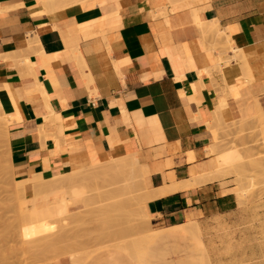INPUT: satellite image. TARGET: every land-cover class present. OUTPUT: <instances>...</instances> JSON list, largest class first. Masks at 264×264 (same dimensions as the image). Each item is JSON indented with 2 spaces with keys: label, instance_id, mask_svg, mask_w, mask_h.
<instances>
[{
  "label": "crops",
  "instance_id": "obj_1",
  "mask_svg": "<svg viewBox=\"0 0 264 264\" xmlns=\"http://www.w3.org/2000/svg\"><path fill=\"white\" fill-rule=\"evenodd\" d=\"M78 3L54 8L46 0H0V102L10 119L13 177H55L95 156L136 152L148 171L147 211L162 237L158 249L194 246L193 237L202 254L176 260L262 261L264 197L245 202L233 177L220 178L208 146L218 114L232 122L244 119L246 105L256 107L248 118L258 114V102L264 106V0ZM195 13L254 55L252 79L235 66L219 73L221 40ZM233 83L240 93L230 91ZM24 199L26 207L47 204L35 192ZM155 263L165 262L158 256Z\"/></svg>",
  "mask_w": 264,
  "mask_h": 264
},
{
  "label": "rangeland",
  "instance_id": "obj_2",
  "mask_svg": "<svg viewBox=\"0 0 264 264\" xmlns=\"http://www.w3.org/2000/svg\"><path fill=\"white\" fill-rule=\"evenodd\" d=\"M208 23L209 24H217L214 21L208 22ZM218 29L222 30V28L219 26H218ZM215 37L219 38L218 35H215ZM220 44L222 47L220 48L218 56L216 59L220 58L221 56H223L222 54L225 53L224 46H226V45L224 43H222L221 41H220ZM218 64H220V62L216 63V68L219 70V66H221V65H218ZM228 69L232 70L230 67H228ZM225 70H227V66L224 67L223 71H225ZM222 72H219V73L222 74ZM230 88H231L230 91L232 93H240V90L238 91V86L235 85L234 83L230 85ZM263 108H264V106H263ZM263 108H262L261 112L258 110L259 112L257 115H255L251 118H248L250 115H252V113H254V111H256V108L254 107V105L248 104L244 108V119H238V120H234L232 122L223 121V119L218 114L216 117V120H215V126H213V128H212V130L214 131V141L208 146V154H211L214 158H217L218 152H232L233 153V155H232L233 160L231 161V163H229L225 166L219 163V165H220L219 166V168H220L219 172L223 171V174H224L223 177H220V178L233 177L234 178L233 181H235L237 184L239 183V188H240L241 192L244 194L245 202H248V203H252L256 199H262L264 197V110H263ZM8 121H10V119L7 116V114L5 113V111L2 107V104L0 102V236L2 233H4L5 239H7V240H5L2 238V241H1V238H0V244H1L0 248L1 249L4 248V250H2V252H0V259H1L0 264H56L62 258H68L70 260L71 264H75V263L76 264H116V262L118 264H142V263H144V264H156L155 262L158 260V256H160L162 259H164V262H165L164 264H189L188 262L183 263V262L178 261L176 259H178L180 257L181 258L185 257V255L189 251H192L197 256H200L202 254V252L200 250V246L196 244L193 237L190 239V241L192 244H194V246H184V245L178 244V245H174V247H171L169 249H167V247L158 249L156 243H157L158 239H161L162 237L159 235L158 232L155 231V233H154L152 230V228H156V227L153 226L152 222L150 221V217L146 216V214H147V212H146L147 211V203L146 202H145L146 204L144 203L145 205L143 204L144 205L143 207L146 210L144 211L143 208L141 210H138L139 211V212L137 211L139 213V214L137 213L138 215L135 214L132 210H130L133 212V215H137L135 217L130 214L131 212H127L128 211L127 209L126 210L124 209V211L122 209H120V206H119V203H117V200H116V203L118 205L114 206V210L116 212H113V213H112L113 210L111 212L109 211L110 209L108 211L106 210L105 211L106 213L103 212L104 210L84 211V210H86L84 208L85 206L80 205V204L77 205L76 207H74V205L76 203H78V200L82 197L81 195H84V194L87 195L90 192L94 193V192H97V190H98L97 189L96 191H94L95 190L94 188L96 186L94 187L93 185H91L93 183H90L87 185H91L94 188H91V186L85 187L83 182H82L83 186L81 184L79 186V183L81 181H83L82 180L83 178L81 177L82 176L81 171L83 169L85 170L87 167L83 168V166H82L81 168L75 169V170L68 172V173L60 174V175L55 176V177L49 176L48 179H45L42 181L43 183H45L44 185L40 186L39 188L31 189L32 192L26 194V191L28 189H23V188L21 189V187L17 185L22 180H16L13 177V174L11 172V168L9 165V154H8V145H7V129H6L7 125H8ZM4 167H6L5 168L6 170L4 169ZM136 167H135L134 174L137 176L136 179L141 184V185L138 184L139 185L138 187L140 188V193H138V194L143 197L145 195V193L147 192L146 175L143 174L142 170L140 171V169H139L140 167L139 168L137 167L139 170H137ZM6 171H7V173H6ZM138 172L141 173V175ZM113 173L116 177V178L114 177V180H117L120 178V174H118L117 170H115V172H113ZM121 177H122V175H121ZM141 179L144 180L145 183ZM24 180L22 181V185L25 184ZM84 182H86V181H84ZM91 182H93V181H91ZM94 185H96V183ZM81 187L83 189L85 187V189L83 190ZM111 187H113V185H111ZM139 188H138V191H139ZM86 189H89V190L92 189V191L90 190V192L84 193L83 191H86ZM143 191H145V192H143ZM34 192L37 194V198L40 199V198L44 197L47 199V203H49V204L54 199V197H58V196H67L68 202L63 203V204L58 202L57 204L54 203L55 205L52 203L50 205V210H58V211L56 212V214H53V216L47 217L48 219L45 218L46 220H48L46 222L47 224L45 223L46 220L45 221L43 220L44 222L42 221L40 224L39 223L40 221L38 222L39 219L35 218L33 220V218L32 219L30 217L26 218L24 215V213L26 214L28 212V215L30 213V210H27L28 208L26 207L28 205V202H26L27 200H25L24 197H30V196H32V194ZM81 193H83V194H81ZM108 194L106 193L105 196ZM141 194H143V195H141ZM126 205L124 203V206H126ZM124 206L121 205V208H124ZM128 206H130V205H128ZM28 207L31 208V206H28ZM129 208L131 209V207H129ZM61 210H68V211L62 212ZM76 211H80V212H76ZM118 211H119V213H117ZM84 212H88L89 214L88 213L83 214ZM144 212H145V214H144ZM82 214H83V216H82ZM107 214L109 215V217H106V216H108ZM115 214H116V216H115ZM129 214L131 215L130 217H132V216L133 217L129 218L128 217ZM112 215H114L115 220L119 216L118 222L119 221L121 222V223L119 222L120 225L118 224V222H117V224H116V222L112 223V221H114V219H112V221H111V218L113 217ZM66 216H69V217H66ZM99 216H101V217H99ZM102 216H105V217H102ZM136 217H137V219H136ZM13 218H14V220H13ZM16 218H18V219L20 218V220H18ZM60 218H62V219L67 218V219H63V221H65L66 223H63V224L59 223V222H63L62 219L60 221ZM133 218H135L137 221ZM11 219H12V221H11ZM147 219H149V220H147ZM28 220L32 221V223ZM66 220H68V221H66ZM35 221H37V222H35ZM84 221L86 223H84ZM8 222H9V224H8ZM102 222H104L105 225ZM36 223H38V224H36ZM42 223H45L46 225L45 224L44 225L46 227H42L43 226ZM67 223H68V225H67ZM34 224H36V225H34ZM50 224H52V225L50 226ZM101 224H102V226H100ZM8 225H9V227L11 225L10 228L8 227L9 229L12 228L11 231L8 230V228H5ZM29 225H33L34 228L36 226L37 229H39L36 231L38 232L41 230V232L36 233L33 236L34 230L32 229L33 232H31L32 233V235H31L29 233L30 231L28 230V228L29 229H30V227L33 228V226H29ZM40 225H42V226L38 227ZM89 225H91V226H89ZM115 225H117V226H115ZM121 225L123 226L122 227L123 229H125V228L126 229L125 230L121 229ZM130 225L132 226V230L130 228L131 227ZM1 226H4V227H1ZM73 226H75V227L73 228ZM98 226H100V227H98ZM138 226H139V229H138ZM13 227L15 228V230L13 229ZM93 227H95V228H93ZM96 227L98 229H96ZM116 227H117L118 231H116V234L113 235V233H115V232H113V233H111V232L116 230ZM3 228L5 229V231L7 230L10 233L4 232ZM24 228L25 229L27 228L28 231L27 230L26 231L29 234L26 231H23V230H25ZM69 228H71V229H69ZM89 228L91 229V231L88 230ZM92 228L94 229V232L92 231ZM108 228L109 229L111 228V229L109 230ZM106 229L108 230L109 233H107ZM135 229H138V232ZM64 230H65V232H64ZM99 230L100 231L102 230L103 232L102 231L100 232ZM127 230H129V231H127ZM150 231H152L151 234H153V235H150V236L147 235L146 236V234H150ZM24 232L27 234H25ZM5 233L6 234L8 233L9 235L8 234L6 235ZM47 233H48V236H47ZM73 233H74V236H73ZM93 233H95L96 235H94ZM4 235L2 234V236H4ZM21 235H23V236H21ZM55 235L60 236V237L56 239ZM63 235L65 236L64 237L65 239L67 238V242L65 243L66 240L64 239L65 241L63 240L64 242H62V243L63 244L68 243V244L66 246L64 244L61 248H64L63 250H65V251H67V250L69 251L68 246H73L74 247V248L72 247L73 249L70 247L72 249V251H71V249H70V251L74 252L73 255H70V254L61 255L60 251L61 252H64V251L59 250V252L57 253V251H58V250H56L57 246L55 248V251L53 249V245L55 243L51 246V243L54 241L53 237H55L56 241L59 240V242L61 244L60 238ZM87 235L88 236L90 235L88 239H86L88 237ZM125 235L126 236L129 235V236L126 237ZM43 236H47V237H44L45 238L44 239ZM82 236H84L87 241H85L84 237H82ZM31 237H32V239H31ZM51 237H52L53 241H51V239H49ZM90 237H91V240H90ZM96 237H98V238H96ZM144 237H145V239H142ZM8 238H11V240ZM33 238L34 239L37 238L36 244L34 243V242H36V240H34ZM68 238H70V240H71L70 242H72V240H73L74 243L72 242L69 245V239ZM105 238H106V240H105ZM147 238H148V241H146ZM21 239L23 240V242ZM38 239L41 240V241L39 240L40 244H38ZM43 239L45 241H43ZM78 239L81 241H78ZM107 239H108V241H107ZM99 240H100V242H99ZM103 240H105V242ZM133 240H134V242H133ZM3 241H5V243ZM46 241L49 242L50 244H48ZM56 241H54V242H56ZM119 241H121V242H119ZM126 241H128V242H126ZM7 242H8V246L10 245L12 247H10V246L8 247ZM15 242H17L18 244L17 243L15 244ZM21 242H22V244L23 243L24 244L22 245ZM42 242H44V243H42ZM59 242H56L57 245H59ZM31 243H33L32 246H30ZM100 243H101V245H100ZM5 245H6V247H5ZM45 245L47 246V248ZM74 245H76L77 247ZM2 246H4V247H2ZM28 246H30V247H28ZM35 246H36V248H35ZM42 246H44L45 248ZM141 246H143V248ZM13 247H14V249H13ZM58 247H60V245ZM66 247L68 248L67 250H66ZM78 247H80V249ZM5 248L8 250L9 253L7 252V250ZM49 249L51 251H49ZM141 250H143V251H141ZM3 251H5L6 253ZM12 251H14L16 253L13 254ZM55 252L57 253V255L55 254ZM111 254L116 255L117 258L112 257ZM4 256L6 257L5 259H4ZM137 258H139V259L137 260ZM195 259H196V261L198 260L196 257H195ZM247 259H249V260H245V261L239 262V263H225V264H264V259H262V261H258V258H254V257H247ZM141 260H143V261H141ZM2 261L4 263H1ZM195 263L196 262H194V264ZM191 264H193V263H191Z\"/></svg>",
  "mask_w": 264,
  "mask_h": 264
},
{
  "label": "bare ground",
  "instance_id": "obj_3",
  "mask_svg": "<svg viewBox=\"0 0 264 264\" xmlns=\"http://www.w3.org/2000/svg\"><path fill=\"white\" fill-rule=\"evenodd\" d=\"M80 1H82V0H46V4L48 5V6H53L54 8H59V7H64V6H69V5H73V4H75V3H77V2H79L80 3ZM78 3V4H79ZM77 5V4H76ZM80 6V5H79ZM86 7V6H85ZM44 8V7H43ZM53 8V9H54ZM73 8H75V7H73ZM81 8V7H80ZM51 9H52V7H51ZM75 10V9H74ZM49 12H52L51 10H49L48 11V13ZM78 12V11H77ZM160 14V13H159ZM165 16V15H164ZM191 16V15H190ZM159 17V16H158ZM167 16H165V18H166ZM195 18H196V20L199 22V24H200V26L204 29V30H206L207 32L209 31L210 33H212V35H218L219 36V38H220V40H221V42L222 43H224L226 46H224V51H225V53L224 54H222L223 56H221L220 58H218V59H216V63H218V62H220V64H218V65H221V66H219V72H222L223 70H224V67H226L227 66V69H228V67H230L231 69H232V67H239L240 68V70H242V72H244V74H245V79H252L253 78V72H252V68H253V63H252V61H251V59H252V57L254 56L250 51H248V50H246V49H244V48H240V47H238L237 45H235V43H234V40L232 39V36H231V34L230 33H228L226 30L224 31L223 29L222 30H219L218 29V25L217 24H209L207 21L206 22H204V21H201L200 19H199V17H198V14L197 13H195ZM175 26V25H174ZM196 27V26H195ZM173 28H175V27H173ZM34 47V46H33ZM29 49V48H28ZM31 49V48H30ZM39 50V49H38ZM34 51H36V50H34ZM34 51H32V49H31V53L32 52H34ZM26 52V51H25ZM44 51H42V53H43ZM37 53H39L38 51H37ZM36 53V54H37ZM45 53V52H44ZM24 54V53H23ZM40 54H41V52H40ZM18 56V55H17ZM22 56V55H21ZM44 56V55H43ZM20 57V56H19ZM9 58H11V57H9ZM20 58H24V57H20ZM13 60V59H12ZM15 62H16V60H15ZM27 63V62H26ZM17 64V63H16ZM39 64V63H38ZM47 64V63H46ZM32 65V64H31ZM256 65V64H255ZM34 69V68H33ZM44 69V68H43ZM255 70V69H254ZM32 71V70H31ZM232 72V71H231ZM33 73H35V72H33ZM230 75V74H229ZM36 76V75H35ZM36 78H37V76H36ZM36 81H37V79H36ZM39 83V82H38ZM39 85H40V83H39ZM39 85H37V86H39ZM39 88V87H38ZM42 88H44V87H41L40 88V92L42 91L41 89ZM23 90V89H22ZM45 90V89H44ZM43 90V91H44ZM21 91V90H20ZM25 92V91H24ZM46 92V91H45ZM43 93V92H42ZM44 94V93H43ZM46 94V93H45ZM47 95V94H46ZM46 97V96H45ZM255 100V102H256V99H254ZM21 101V100H20ZM258 102V101H257ZM252 103V102H251ZM48 104H50V103H48ZM253 105V104H252ZM52 106V105H51ZM255 107V106H254ZM256 108V107H255ZM257 108H258V110L261 112L262 111V105H261V103L260 102H258L257 103ZM49 109H50V107H49ZM65 112V111H64ZM63 112V113H64ZM51 116L53 115H55L57 118H58V120H60V122H62L61 120H62V118L60 117L61 115H59V114H57L56 115V113L54 112V111H52L51 110V114H50ZM50 115H49V117H50ZM26 116V115H25ZM55 117V118H56ZM26 118V117H25ZM45 118H47V117H45ZM56 118V119H57ZM51 119V118H50ZM55 119V120H56ZM14 120V119H13ZM53 120V119H52ZM12 121V120H11ZM16 121V120H15ZM48 121V120H47ZM9 122V121H8ZM44 122H45V119H44ZM51 122V121H50ZM54 122V121H53ZM52 122V123H53ZM57 122V121H56ZM13 123V122H12ZM15 123V122H14ZM43 125V124H42ZM58 125V124H57ZM8 127V126H7ZM62 127V128H61ZM9 128V127H8ZM8 128H6L7 130H8ZM59 128H60V131L62 132V129H63V126H59ZM58 129V128H57ZM9 132V131H8ZM7 132V133H8ZM58 132V131H57ZM56 132V133H57ZM64 132V131H63ZM58 133H60V132H58ZM57 133V134H58ZM9 135V134H8ZM69 136V135H68ZM63 138V137H62ZM64 139V138H63ZM233 153L232 152H218L217 153V161L220 163V164H222V165H227V164H229V163H231V161L233 160ZM47 162H49V161H47ZM83 163H86V165H84L83 166V168H85V167H87L85 170L83 169L82 171H81V177L83 178L82 180L83 181H81L80 183H79V186H80V184L82 185V182L84 183V185H85V187L86 186H91V185H93V186H91V188H94L95 190L94 191H96L97 189V192H90V190L92 191V189H86V191H83L84 193H86V192H90L89 194H84V195H81L82 197L78 200V203H76L74 206H77V205H83V206H85L84 208L86 209V210H84V211H89V210H104L103 212L104 213H106L105 211L107 210H109L110 212L112 211V213L113 212H116L115 210H114V206L115 205H118L117 203H119V206H120V209H122L123 211H124V209L126 210H128L127 212H131L130 214L131 215H133V212L135 213V214H137L139 211L138 210H141L142 208H143V210L145 211L146 209L143 207L146 203H147V201H148V199H149V197H150V195H148V194H150L151 192H149L150 191V189L149 190H147L148 192H146L145 193V195L142 197V196H140L138 193H140V188L138 187L139 185L138 184H140L139 182H138V180L136 179V175L134 174V171H135V167L137 166L139 169H140V171L142 170V172H143V174H145V175H147V168H146V165L141 161V159H140V157L138 156V154L136 153V152H129V153H124V152H114V153H112L110 156H108L107 158H105V159H100V158H98L97 156H95V157H92L91 159H88V160H86V161H84ZM7 166V165H6ZM136 167V168H137ZM6 167H4V169H5ZM137 168V170H139ZM6 170V169H5ZM115 170H117L118 171V174H120V178L119 179H117V180H114V177H115V175H114V173L113 172H115ZM49 172V171H48ZM6 173H7V171H6ZM139 173V172H138ZM34 174V173H33ZM36 174V173H35ZM46 174V173H45ZM45 174H36V175H33V176H31V177H29V178H27V179H25L24 180V182H25V184L24 185H22V181L20 182V183H18L17 185L18 186H20L21 187V189L23 188V189H35V188H39L40 186H42V185H44L45 183H43L42 181L43 180H45V179H48V175H45ZM50 174V173H49ZM140 175H141V173H139ZM121 175H122V177H121ZM140 177V176H139ZM142 177V176H141ZM116 178V177H115ZM143 178V177H142ZM142 180V179H141ZM84 181H86V182H84ZM89 181V182H88ZM91 181H93V182H91ZM143 182H144V180H142ZM90 183H93V184H91V185H87V184H90ZM96 183V185H94ZM145 183V182H144ZM176 183V182H175ZM111 185H113V187H111ZM141 185V184H140ZM170 185V184H169ZM83 186V185H82ZM167 187H163V189H162V187H160L161 189H162V192H163V194L164 193H166V189H167V191H169L168 189L169 188H171V187H169L168 185H166ZM174 186V185H173ZM85 187H84V189H85ZM177 187V186H176ZM82 188V187H81ZM105 188V189H104ZM138 188H139V191H138ZM159 188V189H160ZM179 188V187H178ZM83 189V188H82ZM83 189V190H84ZM160 189V190H161ZM174 189V188H173ZM89 190V191H88ZM145 190V189H144ZM159 191V190H158ZM165 191V192H164ZM82 192V191H81ZM143 192H145V191H143ZM161 192V193H162ZM108 194V195H106L105 196V194ZM142 193V192H141ZM148 193V194H147ZM160 193V192H159ZM160 193V194H161ZM81 194H83V193H81ZM153 194V193H152ZM151 194V195H152ZM159 194V195H160ZM141 195H143V194H141ZM156 195H158V194H156ZM118 198V199H117ZM116 200H117V203H116ZM58 202H60V203H66V202H68V197L67 196H58V197H54V199L50 202V204L49 203H47L46 205H42V206H38V205H35V206H31V208H29V207H27L28 209L27 210H30V213H29V215H28V212L25 214L24 213V215H25V217L26 218H33V220L35 219V218H37V219H39L38 220V222L41 224V222L44 220H46L45 218H47V217H50V216H53V214H56V212L58 211V210H50V205L53 203H58ZM129 202V203H128ZM146 202V203H145ZM124 203H125V205L126 206H124ZM145 203V204H144ZM144 204V205H143ZM55 205V204H54ZM121 205L122 206H124V208H121ZM128 205H130V206H128ZM88 207V208H87ZM126 207V208H125ZM129 207H131V209L129 208ZM141 207V208H140ZM146 207V206H145ZM119 208V207H118ZM117 208V209H118ZM82 210V209H81ZM130 210H132V211H130ZM62 212H64V211H68V210H61ZM98 211V212H99ZM138 211V212H137ZM76 212H80V211H76ZM147 212V214H146V216H149L150 217V215H149V213H148V211H146ZM67 213V212H66ZM85 213H88V212H84L83 214H85ZM100 213V212H99ZM117 213H119V211L117 212ZM68 214V213H67ZM77 214V213H76ZM75 214V215H76ZM80 214V213H79ZM83 214H82V216H83ZM89 214V213H88ZM87 214V215H88ZM128 215V217L129 218H132L133 216L135 217V216H137V215H133L132 217H130L131 215ZM144 214H145V212H144ZM23 215V216H24ZM28 215V216H27ZM72 215V214H71ZM81 215V214H80ZM108 215V214H107ZM119 215V214H118ZM122 215V214H121ZM55 216V215H54ZM106 216V215H105ZM105 216H102V217H105ZM113 217L111 218V221H112V219H114V221H112V223L113 222H116V224H117V222H118V217L116 218V220H115V218H114V215H112ZM115 216H116V214H115ZM124 216V215H123ZM20 217V216H19ZM59 217V216H58ZM61 217V216H60ZM64 217V216H63ZM66 217H69V216H66ZM99 217H101V216H99ZM106 217H109V215L108 216H106ZM122 217V216H121ZM126 217V216H125ZM144 217V216H143ZM23 218V217H22ZM56 218V217H55ZM98 218V217H97ZM123 218V217H122ZM16 219H18V218H16ZM41 219V220H40ZM48 219V218H47ZM61 219L62 218H60V221H61ZM63 219H67V218H63ZM63 219H62V221H63ZM77 219V218H76ZM133 219H135V218H133ZM132 219V220H133ZM136 219H137V217H136ZM135 219V220H136ZM13 220H14V218H13ZM18 220H20V218L18 219ZM17 220V221H18ZM50 220V219H49ZM72 220V219H71ZM79 220V219H78ZM147 220H149V219H147ZM11 221H12V219H11ZM16 221V220H15ZM25 221V220H24ZM28 221H30V220H28ZM27 221V222H28ZM43 221V222H44ZM48 220H46L45 221V223L47 222ZM66 221H68V220H66ZM82 221V220H81ZM124 221V220H123ZM137 221V220H136ZM2 222V221H1ZM21 222V221H20ZM19 222V223H20ZM31 223H32V221H30ZM35 222H37V221H35ZM89 222V221H88ZM105 222V221H104ZM104 222H102L104 225H105V223ZM120 222V221H119ZM119 222H118V224H119ZM149 222V221H148ZM4 223V222H3ZM34 223V222H33ZM45 223H42L43 224V226L42 225H40V226H38V227H46L45 225L47 224H45ZM59 223H66L65 221H63V222H59ZM70 223V222H69ZM74 223V222H73ZM84 223H86L85 221H84ZM97 223V222H96ZM121 223V222H120ZM8 224H9V222H8ZM36 224H38V223H36ZM36 224H34V225H36ZM45 224V225H44ZM57 224V223H56ZM88 224V223H87ZM7 225V224H6ZM25 225V224H24ZM27 225V224H26ZM52 224H50V226H51ZM67 225H68V223H67ZM97 225V224H96ZM113 225V224H112ZM120 225V224H119ZM29 226H33V225H29ZM49 226V225H48ZM89 226H91V225H89ZM88 226V227H89ZM100 226H102V224L100 225ZM100 226H98V227H100ZM115 226H117V225H115ZM131 226V225H130ZM129 226V227H130ZM1 227H4V226H1ZM9 227V225L7 226V227H5V228H8ZM10 227H11V225H10ZM9 227V228H10ZM18 227V226H17ZM28 227V226H27ZM71 227V226H70ZM75 226H73V228H74ZM83 227V226H82ZM86 227V226H85ZM123 226L121 225V229H123L122 228ZM128 227V228H129ZM136 227V226H135ZM8 228V230H10L11 231V229H9ZM21 228V227H20ZM50 228V227H49ZM59 228V227H58ZM72 228V229H73ZM93 228H95V227H93ZM92 228V231L94 232V229ZM114 228V227H113ZM119 228V227H118ZM131 228V230H132V226L130 227ZM4 229V228H3ZM13 229L15 230V228L13 227ZM23 229V228H22ZM25 229V228H24ZM34 230V232H33V230ZM69 229H71V228H69ZM77 229V228H76ZM96 229H98L97 227H96ZM100 229V228H99ZM102 229V228H101ZM109 229V228H108ZM111 229V228H110ZM109 229V230H110ZM126 229V228H125ZM125 229H123V230H125ZM138 229H139V226H138ZM138 229H135V230H137V232H138ZM27 230V228L25 229V230H23V231H26ZM28 230L30 231L29 233L32 235V233L31 232H33L34 234H33V236L36 234V233H39V232H41V230L40 231H36V230H39V229H37V227L35 226V228H34V226H33V228L32 227H30V229L28 228ZM27 230V231H28ZM52 230V229H51ZM83 230V229H82ZM88 230H90L91 231V229L89 228ZM153 230V229H152ZM26 231V232H27ZM36 231V232H35ZM43 231V230H42ZM79 231V230H78ZM100 231V230H99ZM102 231V230H101ZM100 231V232H101ZM105 231V230H104ZM106 231H107V233H109L108 232V230L106 229ZM112 231V230H111ZM116 231H118V229H117V227H116V230H114V231H112L111 233H113V232H115V233H113V235L114 234H116ZM121 231V230H120ZM127 231H129V230H127ZM4 232H8L7 230L5 231V229H4ZM16 232V231H15ZM64 232H65V230H64ZM72 232V231H71ZM70 232V233H71ZM82 232V231H81ZM96 232V231H95ZM99 232V233H100ZM103 232V231H102ZM147 232V231H146ZM149 232V231H148ZM153 232L155 233V231L153 230ZM8 233H10V232H8ZM7 233V234H8ZM25 233V232H24ZM28 233V232H27ZM27 233H25V234H27ZM28 233V234H29ZM89 233V232H88ZM87 233V234H88ZM92 233V232H91ZM97 233V232H96ZM128 233V232H127ZM126 233V234H127ZM152 233V231H150V234H146V236L147 235H153V234H151ZM3 235H4V233H2ZM2 234H1V236H0V238H1V241H2V238L3 239H5V235L4 236H2ZM6 234V233H5ZM6 234V235H7ZM46 234V233H45ZM77 234V233H76ZM80 234V233H79ZM85 234V233H84ZM94 235H96L95 233H93ZM92 234V235H93ZM122 234V233H121ZM120 234V235H121ZM124 234V233H123ZM131 234V233H130ZM9 235V234H8ZM43 235V234H42ZM57 235V234H56ZM55 235V237H56V239L57 238H59L60 236H56ZM72 235V234H71ZM86 235V234H85ZM145 235V234H144ZM198 235V234H197ZM21 236H23V235H21ZM47 236H48V233H47ZM47 236H43V238L44 237H47ZM50 236V235H49ZM54 236V235H53ZM73 236H74V233H73ZM81 236V235H80ZM88 236V235H87ZM90 236V235H89ZM89 236L86 238V239H88L89 238ZM116 236V235H115ZM126 236V235H125ZM127 236H129V235H127ZM126 236V237H127ZM142 236V235H141ZM16 237V236H15ZM55 237H53L54 239V241H56L55 240ZM65 236L63 235L61 238H60V241H61V244H60V242H59V240H57L56 242H59V245H60V247H58L59 245H57V243L56 242H54L53 240H52V237L51 238H49V239H51V241H53L52 243H51V246L53 245V249H54V251H55V248H56V246H57V249L56 250H58L57 251V253L59 252V250H62V251H64V252H61L60 251V253H61V255H63V254H70V255H73V253L74 252H71L72 251V249L74 248L73 246H68V248H69V251L67 250L68 248L66 247V250L67 251H65V250H63L64 248H61L66 242H67V238L65 239L64 238ZM82 237H84V236H82ZM81 237V238H82ZM138 237V236H137ZM152 237V236H151ZM17 238V237H16ZM24 238V237H23ZM30 238V237H29ZM96 238H98V237H96ZM149 238V237H148ZM148 238H147V240L146 241H148ZM200 237H198V239H199ZM8 239H10L11 240V238H8ZM13 239V238H12ZM31 239H32V237H31ZM30 239V240H31ZM34 239V238H33ZM37 239V238H36ZM36 239H34V240H36ZM45 239V238H44ZM43 239V241H45ZM66 241H65V240ZM69 239V245H70V243H72L73 242V240H72V242H70L71 240H70V238H68ZM80 239V238H79ZM78 239V241H81V240H79ZM84 239H85V237H84ZM85 239V241H87ZM95 239V238H94ZM116 239V238H115ZM127 239V238H126ZM142 239H145V237L144 238H142ZM5 240H7V239H5ZM16 240V239H15ZM22 240V239H21ZM40 239H38V244H40L39 242L41 241H39ZM65 241V243L63 244L62 242H64ZM83 240V239H82ZM90 240H91V237H90ZM89 240V241H90ZM97 240V239H96ZM105 240H106V238H105ZM105 240H103L104 242H105ZM119 240V239H118ZM128 240V239H127ZM131 240V239H130ZM200 240V239H199ZM93 241V240H92ZM91 241V242H92ZM107 241H108V239H107ZM4 243H5V241H3ZM9 242V241H8ZM8 242H7V246H8ZM22 242H23V240H22ZM22 242H21V244H22ZM26 242V241H25ZM47 242V241H46ZM45 242V243H46ZM76 242V241H75ZM99 242H100V240H99ZM117 242V241H116ZM119 242H121V241H119ZM126 242H128V241H126ZM130 242V241H129ZM133 242H134V240H133ZM137 242V241H136ZM140 242V241H139ZM2 243V242H1ZM17 242H15V244H16ZM35 244L37 243V240H36V242H34ZM42 243H44V242H42ZM48 244H50L49 242H47ZM74 243V242H73ZM82 243V242H81ZM90 243V242H89ZM18 244V243H17ZM24 244V243H23ZM22 244V245H23ZM27 244V243H26ZM32 244L33 243H31V245L30 246H32ZM37 244V245H38ZM68 244V243H67ZM67 244H65V246L67 245ZM79 244V243H78ZM99 244V243H98ZM118 244V243H117ZM1 245V244H0ZM36 245V246H37ZM47 245V244H46ZM45 245V246H46ZM100 245H101V243H100ZM10 246V245H9ZM8 246V247H9ZM18 246V245H17ZM30 246H28V247H30ZM36 246H35V248H36ZM74 246H76V245H74ZM80 246V245H79ZM129 246V245H128ZM2 247H4V246H2ZM5 247H6V245H5ZM10 247H12V246H10ZM42 247H44V246H42ZM41 247V248H42ZM72 249H71V248ZM77 247V246H76ZM81 247V246H80ZM80 247H78L79 249H80ZM139 247V246H138ZM142 248H143V246H141ZM40 248V249H41ZM45 248V247H44ZM46 248H47V246H46ZM59 248V249H58ZM61 248V249H60ZM6 249V248H5ZM13 249H14V247H13ZM16 249V248H15ZM70 249H71V251H70ZM0 252H2V250H4V248L3 249H1L0 248ZM7 250V249H6ZM18 250V249H17ZM16 250V251H17ZM48 250V249H47ZM75 250V249H74ZM135 250V249H134ZM137 250V249H136ZM205 250V249H204ZM44 251V250H43ZM46 251V250H45ZM49 251H51L50 249H49ZM53 251V252H54ZM141 251H143V250H141ZM3 252H5V251H3ZM7 252H8V250H7ZM205 252V251H204ZM6 253V252H5ZM9 253V252H8ZM12 253L13 254H15L16 252H14V251H12ZM31 253V252H30ZM46 253V252H45ZM48 253V252H47ZM57 253L55 252V254L57 255ZM37 254V253H36ZM143 254V253H142ZM206 254V253H205ZM2 255V254H1ZM17 255V254H16ZM50 255V254H49ZM60 255V254H59ZM42 256V255H41ZM55 256V255H54ZM75 256V255H74ZM77 256V255H76ZM8 257V256H7ZM34 257V256H33ZM43 257V256H42ZM41 257V258H42ZM82 257V256H81ZM136 257V256H135ZM3 258V257H2ZM6 257L4 256V259H5ZM76 258V257H75ZM83 258V257H82ZM140 258V257H139ZM139 258H137V260L139 259ZM203 259H202V262L200 263V264H206V260H205V258H204V256L202 257ZM1 260V259H0ZM10 260V259H9ZM135 260V259H134ZM79 261V260H78ZM141 261H143V260H141ZM138 262V261H137ZM1 263H4L3 261L1 262ZM76 264V263H75ZM142 264H144V263H142ZM207 264H208V262H207ZM209 264H210V262H209Z\"/></svg>",
  "mask_w": 264,
  "mask_h": 264
}]
</instances>
